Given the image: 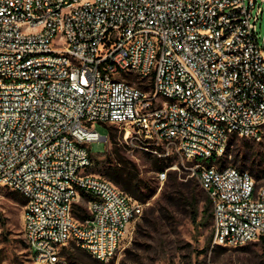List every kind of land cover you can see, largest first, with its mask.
<instances>
[{
	"label": "built area",
	"instance_id": "2783aa9c",
	"mask_svg": "<svg viewBox=\"0 0 264 264\" xmlns=\"http://www.w3.org/2000/svg\"><path fill=\"white\" fill-rule=\"evenodd\" d=\"M264 0H0V185L24 198L40 264L76 244L108 262L143 203L90 172V145L125 142L183 170L211 200V247L264 236V185L221 165L264 133ZM84 209L79 218L75 211Z\"/></svg>",
	"mask_w": 264,
	"mask_h": 264
},
{
	"label": "rangeland",
	"instance_id": "374dc122",
	"mask_svg": "<svg viewBox=\"0 0 264 264\" xmlns=\"http://www.w3.org/2000/svg\"><path fill=\"white\" fill-rule=\"evenodd\" d=\"M256 32L258 41L262 42L264 13L256 23ZM96 128L101 135L107 134L109 141L91 143L93 164L90 172L110 180L116 159L135 167L138 176L153 192L149 199L142 202L143 215L161 198L167 188V178L164 181L157 180L153 158L125 142L123 130L115 125L106 126L97 122ZM260 161L262 164H259ZM225 164L247 170L257 186L264 185V133L258 141L235 136L221 159V165ZM173 171L168 170L167 176ZM176 172L179 180H191L189 190L197 195L193 205L175 206L167 224L156 223L153 228L144 226L141 215L133 223L120 250L108 262L96 261L76 244H68L61 252L66 264H264V251L259 241L237 247H211L209 240L212 221L209 218V224H205L202 214L205 191L195 178L187 177L183 170ZM23 206L21 195L0 185V264H40L34 260L24 240Z\"/></svg>",
	"mask_w": 264,
	"mask_h": 264
},
{
	"label": "trees",
	"instance_id": "16d2710c",
	"mask_svg": "<svg viewBox=\"0 0 264 264\" xmlns=\"http://www.w3.org/2000/svg\"><path fill=\"white\" fill-rule=\"evenodd\" d=\"M112 136L114 137L115 135L113 134ZM234 137L235 136L232 137L231 143ZM118 143L119 142H117V144ZM114 150H116V148H114ZM144 153L153 158V166L157 171L164 170L170 165V162L168 161L163 160L162 162V159L154 157L147 152ZM259 164H262L261 161ZM176 174V171L168 174L167 188L164 189L161 198L155 202V205L149 207L142 215L144 226L153 228L156 223L167 224V220L172 218V213L175 211L174 208H176L175 206L182 207L184 205H193L196 201V193L189 190L191 180H179ZM256 176L259 177L260 174H257ZM110 180L112 183L114 182L113 184L118 186L124 193L139 202H145L153 194L152 190L148 187V184L138 176L136 168L128 166L121 159H116V163L113 165V172L110 174ZM21 197L23 202H25L23 196ZM203 201V219L205 224H209V218H211V200L206 192L203 194ZM74 213L79 218H84L86 216L84 209L75 211ZM258 241L261 244L262 251H264V236H261ZM91 258L94 259L93 257Z\"/></svg>",
	"mask_w": 264,
	"mask_h": 264
}]
</instances>
